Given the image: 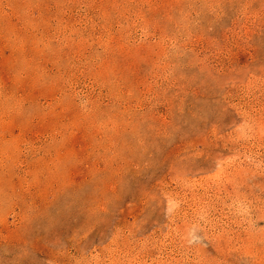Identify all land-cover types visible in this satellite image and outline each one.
<instances>
[{
    "label": "rangeland",
    "instance_id": "374dc122",
    "mask_svg": "<svg viewBox=\"0 0 264 264\" xmlns=\"http://www.w3.org/2000/svg\"><path fill=\"white\" fill-rule=\"evenodd\" d=\"M0 264H264V0H0Z\"/></svg>",
    "mask_w": 264,
    "mask_h": 264
}]
</instances>
